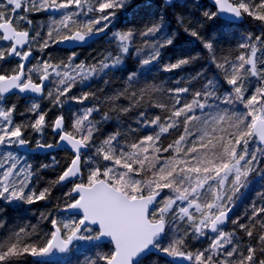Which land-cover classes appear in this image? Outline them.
<instances>
[{
    "label": "trees",
    "instance_id": "16d2710c",
    "mask_svg": "<svg viewBox=\"0 0 264 264\" xmlns=\"http://www.w3.org/2000/svg\"><path fill=\"white\" fill-rule=\"evenodd\" d=\"M67 1L50 0L49 9L57 7V14H63ZM231 1L249 12L245 23L223 22L209 0H180L171 7L162 0H131L104 11L86 0L71 10L63 30L62 21L51 19L49 10L39 11L31 0H0V12L3 6L17 7L13 21L19 18L20 24L15 28L30 33L29 49L36 59L61 73L60 82L50 76L43 100L0 97V105L31 147L56 144L53 126L64 118L66 131L89 146L83 154L82 183L105 179L122 185L123 175L141 181L149 192H161L162 199L181 197L182 180L190 170L213 179L217 168L223 172L242 158L243 148L255 147L258 158L250 172L245 167L238 181L234 175L220 177L208 187L205 207L217 195L218 211L234 209L228 228L218 233L224 237L218 240V234L211 237L185 227L183 244L171 250L190 256V264H264V150L252 134L249 144L240 143L237 131L245 110L235 100L253 47L264 44V0ZM5 20L8 16L0 23ZM96 27L107 29L102 39L76 50L58 48L65 36L89 34ZM123 37L129 41L127 52ZM0 43L1 57L8 50L1 33ZM12 73L0 63V76ZM244 87L246 99L254 88L264 102L263 81ZM215 117L222 123L218 132L208 129ZM200 128L206 130L203 135ZM72 159L67 151L26 156L31 180L24 195L8 200L0 191V264H48L32 255L46 249L54 227L66 237L79 226V217L61 212L77 201L72 185L59 183ZM98 235L96 229L85 230L80 242L54 264H107L104 256L111 259L114 249L94 242ZM159 244L166 247L165 238ZM140 264L173 263L151 255Z\"/></svg>",
    "mask_w": 264,
    "mask_h": 264
},
{
    "label": "water",
    "instance_id": "95a60500",
    "mask_svg": "<svg viewBox=\"0 0 264 264\" xmlns=\"http://www.w3.org/2000/svg\"><path fill=\"white\" fill-rule=\"evenodd\" d=\"M162 1L166 7H171L180 0ZM209 3L217 10L219 19L223 22L241 25L247 20L242 9L231 0H209ZM58 11L57 7H51L49 14H56ZM0 33L5 42L12 43L9 53L11 57L20 51H26L30 46V33L17 30L11 22L0 23ZM104 36V32L85 34L78 31L60 39L57 46L64 50H76L87 47ZM33 59L34 54L28 51L20 73L0 80L1 97L20 94L22 97H32L37 100L45 98L46 91L51 85L49 76L42 77L40 83L25 82V71ZM53 134L58 138L56 144L31 147L21 141L17 144V150L26 156L51 155L60 151H67L73 155L59 183L62 186L71 184L72 195L77 201L61 212L77 216L81 221L67 238L58 227H54V235L46 249L32 255L35 261L54 264L64 257L74 244L80 242V236L85 230L92 228L99 232L94 242L113 246L114 255L107 264H140L151 255H158L173 264L191 263L192 258L188 255H172L158 248L159 243L165 238L167 227L163 221L152 222L150 216L163 198L162 193L130 198L105 179H100L91 185L80 183L85 175L83 154L89 151V146L66 131L64 118L56 120ZM253 136L259 147L264 148V118L259 117L255 120ZM233 215V208L220 212L210 222L209 234L215 236L228 228Z\"/></svg>",
    "mask_w": 264,
    "mask_h": 264
},
{
    "label": "rangeland",
    "instance_id": "374dc122",
    "mask_svg": "<svg viewBox=\"0 0 264 264\" xmlns=\"http://www.w3.org/2000/svg\"><path fill=\"white\" fill-rule=\"evenodd\" d=\"M33 4L38 8L39 11L49 10V2L50 0H31ZM86 0H68L64 2V11L63 14H49L50 18L56 21H62L63 30H66L68 27V22L70 20L71 10L76 9V7L81 8L83 4L81 3ZM89 5L94 7L95 9L104 11V9L111 6L113 9L118 8L119 6H123V4H127L131 0H88ZM15 5V4H14ZM242 9L244 14L249 15V12L243 6L237 5ZM4 11L0 12V19L8 16L9 20H5L3 22H11L14 26L20 24V19L16 18L14 20V12L17 7L9 6V9L6 6L2 7ZM59 16V19H57ZM72 16V15H71ZM68 20V21H66ZM81 20V19H79ZM88 21H82V24H87ZM2 23V22H1ZM97 28V27H96ZM95 28V29H96ZM107 29L97 28L94 32H104ZM85 33V32H83ZM88 34V33H85ZM71 35V34H70ZM68 35V36H70ZM67 37V36H65ZM122 48L126 52L129 50V41L127 38L123 37ZM42 44V41L39 42ZM36 45V43H35ZM3 46L0 43V47ZM4 47V46H3ZM2 47V48H3ZM158 50H155V54ZM19 60H22L23 57L18 55ZM46 62L41 66H34L30 70L29 78H32L35 74L37 75L40 72L47 74V76H54L57 82L61 81V73L50 71L46 68ZM248 74L243 76L241 79L240 87L237 88L238 98L237 100L239 106H243L245 112L241 117L239 130L237 133H240L239 141L242 145L249 144V135H253V124L255 120L259 117L264 118V102H262L261 98H258V93L256 89L253 88L252 92H250L245 98L246 87L244 84L246 82H256L263 81L264 82V44L257 43L251 52L250 60L248 61ZM239 84V83H238ZM239 86V85H238ZM237 86V87H238ZM256 88V87H255ZM56 96V94L54 95ZM264 96V87L261 97ZM215 122L212 123L211 128L208 127L209 130H214L218 132V129L222 127V123L220 122L219 117H215ZM250 123V124H249ZM79 126V125H78ZM235 126V125H234ZM81 127V126H79ZM232 128L233 125H231ZM206 132L202 131V128L199 129L200 134H204ZM246 137V138H245ZM80 139V138H78ZM246 139V140H245ZM81 140V139H80ZM21 141L26 142L22 138H20V133L17 129H13L11 126V122L7 119V113L4 109V106L0 105V191L4 193L10 199H19L24 195L26 188H28L29 182L31 180V171L25 165L26 156L22 153L14 152V146ZM82 141V140H81ZM84 142V141H82ZM27 143V142H26ZM85 143V142H84ZM258 143V142H257ZM264 150V148H262ZM17 150V149H16ZM232 149L225 151L223 156L227 158L231 153ZM233 155H230V158ZM258 158V153L255 151V147L252 146L250 148L242 149V158L235 160L231 167L226 168L223 172H219L220 168H217V172L212 174L213 179L210 175H207L205 172L203 173H195L196 171L190 170V173L187 177H185L182 181L184 185L185 195L178 197L176 195L175 198L171 195L165 199H161L163 201L159 206L157 205L156 209L151 213V221L158 222L163 221L166 224V234H165V242L166 247L163 245H158V248L165 251L170 252L171 254L176 255L172 249H176V245L183 244L181 241V235L185 232V227L193 229L197 234H204L205 231L208 232L209 223L222 211H218L217 204L218 198L216 196H211L209 200V206L205 207L204 203L207 200L208 187L213 186L215 180L222 177L225 179L226 177L234 175L238 181V176L240 173H243L244 168L248 167L249 172L253 167V161H256ZM246 164V165H245ZM227 164L224 163L223 167L225 168ZM120 172V171H119ZM121 173V172H120ZM122 185L116 184L114 186L116 189L122 191L130 198H138L146 195L155 194L154 192H149L146 190L147 185L141 183V181L135 180L133 178L124 177L121 175ZM97 181V180H96ZM90 182L89 184L82 183L84 185H91L94 182ZM217 181V180H216ZM144 191V194L142 193ZM159 193V192H158ZM161 193V192H160ZM164 198V197H163ZM178 203V204H177ZM156 214L159 218H156ZM81 221V220H80ZM209 234V232H208ZM210 235V234H209ZM69 236V235H68ZM66 236L65 238H67ZM211 236V235H210ZM212 237V236H211ZM224 237L223 234H218L215 239L219 238L220 240ZM182 254V253H179ZM185 255V254H184ZM187 255V254H186ZM110 258L107 259L104 256V261L109 262ZM69 261V260H67ZM66 260L62 261L61 264H65ZM197 263H200V260H197Z\"/></svg>",
    "mask_w": 264,
    "mask_h": 264
},
{
    "label": "flooded vegetation",
    "instance_id": "af4514ba",
    "mask_svg": "<svg viewBox=\"0 0 264 264\" xmlns=\"http://www.w3.org/2000/svg\"><path fill=\"white\" fill-rule=\"evenodd\" d=\"M1 36H2V39H3V35H2V34H1ZM3 41H4V39H3ZM4 43L7 45V49H8V50H7V53H5V55L3 54V55L0 57V63H3L4 65H8V66H10V67L13 69V73L10 74V75H1V76H0V80H1V79H4V78L12 77V76H17V75L20 73V71H21V69H22V66H23V64H24V57H25L26 53H27L28 51H31V52L34 54V59H33L32 63H31V65H30V66L28 67V69L25 71V78H26V79H25V82L32 81V82H34V83H40L42 77L45 76L43 72H40V73H38L37 75L33 74L34 76H33L32 78H29V76H30V70H31L34 66L38 65V63H39L41 66H43V64H44L43 60H41V59L37 60V59H36V54H35L32 50H30L29 48H28L26 51H20V52H18L17 54H15L13 57H11L9 53H10V49H11V47H12V43H7V42H5V41H4ZM18 55H21V56L23 57V59H22V60H19V59L17 58ZM35 64H36V65H35ZM12 96H20V97H22L20 94L12 95ZM0 97H1V96H0ZM9 97H10V96H9ZM9 97H1V98H9ZM22 98H24V99H28V98H32V97H22ZM32 99H36V98H32ZM209 224H210V223H209Z\"/></svg>",
    "mask_w": 264,
    "mask_h": 264
}]
</instances>
